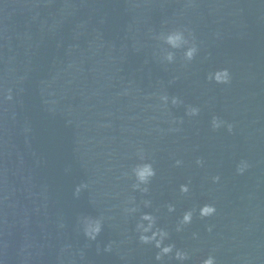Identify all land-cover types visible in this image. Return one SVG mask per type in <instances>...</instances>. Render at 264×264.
<instances>
[{
	"label": "water",
	"instance_id": "water-1",
	"mask_svg": "<svg viewBox=\"0 0 264 264\" xmlns=\"http://www.w3.org/2000/svg\"><path fill=\"white\" fill-rule=\"evenodd\" d=\"M178 29L191 62L165 42ZM224 68L230 84L208 79ZM140 150L157 173L146 194L132 187ZM132 198L140 211L126 215ZM205 204L217 212L201 219ZM142 213L186 264H264V0H0V264H161L139 242ZM86 216L104 218L96 241Z\"/></svg>",
	"mask_w": 264,
	"mask_h": 264
},
{
	"label": "clouds",
	"instance_id": "clouds-1",
	"mask_svg": "<svg viewBox=\"0 0 264 264\" xmlns=\"http://www.w3.org/2000/svg\"><path fill=\"white\" fill-rule=\"evenodd\" d=\"M187 29H178L171 31L167 34L165 38V42L173 49H179L187 47V50L184 55V59L186 62H191L198 53V48L195 45L194 41H190L189 37L191 33L186 36ZM169 63H174L175 57L173 54L169 53L166 57ZM210 81H215V83L220 85H228L231 83V72L227 69L216 70L213 73H210L208 76ZM6 99L11 101L13 99L12 92L9 89ZM164 106H167L169 103V97L167 95H163L160 97ZM183 102L176 97L171 98V104L173 106H178ZM186 114L189 117H195L200 114V109L197 107L189 106L187 108ZM175 122V121H174ZM179 123H183V120H180ZM211 127L213 130H219L221 128H227L229 132H232L233 125L227 123L226 121L220 119L219 117L214 116L211 121ZM140 163H138L131 170V176L135 178V183L132 185L134 191H139L141 193H147L149 191L148 185L152 182V180L156 176V169L153 166V163L147 162L143 150H140L138 153ZM182 161L177 160L176 166L180 167L182 165ZM198 166L203 167L204 161L197 160ZM250 167L249 163L246 160H241L237 165V173L243 175L248 168ZM127 176V173L125 174ZM214 183L220 182V177H213ZM87 184L80 185L75 190V195L79 196L81 191L87 188ZM180 192L183 195H187L190 192L189 185H181ZM128 207H125L124 212L126 215H134L140 211L139 206L136 205V201L134 198L130 199L128 202ZM144 207L150 208L152 206L150 200L143 201ZM169 213H174L176 211L175 207L171 204L167 206ZM199 217L201 219H207L214 216L217 212V209L212 204H205L204 206L199 208ZM196 209H192L186 211L182 218L178 221L176 225V232H183L185 227L192 224L194 219V214ZM80 227L82 228L84 236L89 241H96L97 238L101 235L104 228V218H93L90 216L81 217L79 221ZM136 232L139 236V242L143 245H151L157 249V254L155 256L156 261L161 262L163 264L164 258L169 257L173 258L175 261L179 262V264H186V262L190 259V256L187 251L183 249H178L174 243H166L170 240V233L165 228L158 227V217L154 214L150 213H142L140 215V222L136 225ZM213 229L211 226L208 227V231L211 232ZM194 238H198L196 234H193ZM112 244H109L106 247V251H111ZM202 264H217L216 257L212 254L208 255L207 258L203 259Z\"/></svg>",
	"mask_w": 264,
	"mask_h": 264
}]
</instances>
